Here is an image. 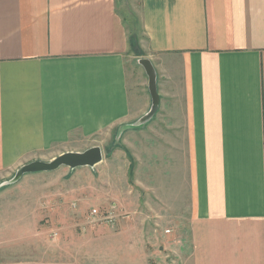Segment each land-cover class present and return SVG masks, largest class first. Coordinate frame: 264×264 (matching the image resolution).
I'll use <instances>...</instances> for the list:
<instances>
[{"label":"crops","instance_id":"0c3cea01","mask_svg":"<svg viewBox=\"0 0 264 264\" xmlns=\"http://www.w3.org/2000/svg\"><path fill=\"white\" fill-rule=\"evenodd\" d=\"M92 147L97 180L61 167L10 184ZM70 188L115 210L129 264H264V0H0V195L23 193L38 222ZM68 252L0 264H83Z\"/></svg>","mask_w":264,"mask_h":264},{"label":"rangeland","instance_id":"374dc122","mask_svg":"<svg viewBox=\"0 0 264 264\" xmlns=\"http://www.w3.org/2000/svg\"><path fill=\"white\" fill-rule=\"evenodd\" d=\"M152 106L151 103L149 111ZM119 135L109 147L124 149V140ZM104 154L108 159L110 155L107 152ZM131 165L126 161L128 179L134 178ZM121 166L115 163L111 178L125 177ZM87 171L90 178L97 180L99 169L90 168ZM99 178L104 179L105 173ZM69 190V195L76 193L73 188ZM23 196L17 191L0 195V262L60 259L68 251L71 259H80L83 264H109L111 261L112 264H129L139 261L140 256L127 250L131 240L121 235L122 224H118L119 218L113 208L101 207L93 201L81 208V202L74 195L67 209L57 210L52 213L53 217H44L37 222L26 207L29 199ZM95 210L97 214H92ZM135 225H138V220L131 226L135 228Z\"/></svg>","mask_w":264,"mask_h":264},{"label":"water","instance_id":"95a60500","mask_svg":"<svg viewBox=\"0 0 264 264\" xmlns=\"http://www.w3.org/2000/svg\"><path fill=\"white\" fill-rule=\"evenodd\" d=\"M139 64L143 67L144 73H146L148 79V91L150 94V99L152 103L151 111H148L147 116H152L154 111L157 110L158 105V96L156 92V84H155V71L148 60L141 59ZM101 149L99 147H92L81 153H64L58 155L56 158L49 162H41L35 161L29 164L24 165L20 169L17 170L14 178L10 181L11 183H15L25 174H33V173H46L53 172L56 169L61 167H66L68 169H77V168H91L97 165L102 160Z\"/></svg>","mask_w":264,"mask_h":264},{"label":"built area","instance_id":"2783aa9c","mask_svg":"<svg viewBox=\"0 0 264 264\" xmlns=\"http://www.w3.org/2000/svg\"><path fill=\"white\" fill-rule=\"evenodd\" d=\"M92 214H97V213H96V210H95V211H92Z\"/></svg>","mask_w":264,"mask_h":264}]
</instances>
